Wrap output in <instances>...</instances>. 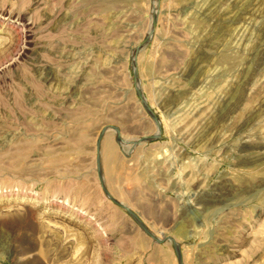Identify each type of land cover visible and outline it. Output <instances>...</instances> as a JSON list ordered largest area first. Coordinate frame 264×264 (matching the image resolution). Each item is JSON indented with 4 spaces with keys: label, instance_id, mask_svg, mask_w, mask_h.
Listing matches in <instances>:
<instances>
[{
    "label": "rangeland",
    "instance_id": "374dc122",
    "mask_svg": "<svg viewBox=\"0 0 264 264\" xmlns=\"http://www.w3.org/2000/svg\"><path fill=\"white\" fill-rule=\"evenodd\" d=\"M263 117L264 0H0V264H264Z\"/></svg>",
    "mask_w": 264,
    "mask_h": 264
},
{
    "label": "bare ground",
    "instance_id": "6f19581e",
    "mask_svg": "<svg viewBox=\"0 0 264 264\" xmlns=\"http://www.w3.org/2000/svg\"><path fill=\"white\" fill-rule=\"evenodd\" d=\"M228 2V1H227ZM258 2V1H257ZM247 5V4H246ZM243 6V5H242ZM226 8V7H225ZM243 10V9H242ZM252 21V20H251ZM249 24V23H248ZM259 28V27H258ZM245 32V31H244ZM263 50V49H262ZM239 87V86H238ZM202 105V104H201ZM189 107V106H188ZM259 112V111H258ZM261 112V111H260ZM179 114V113H178ZM262 114V113H261ZM185 116V115H184ZM187 116V115H186ZM182 118V117H181ZM264 118V117H263ZM176 119V118H175ZM179 119V118H178ZM262 119V118H261ZM181 123V122H180ZM177 125V124H176ZM243 125V124H242ZM212 126V125H211ZM183 130V129H182ZM244 131V130H243ZM201 135V134H200Z\"/></svg>",
    "mask_w": 264,
    "mask_h": 264
}]
</instances>
